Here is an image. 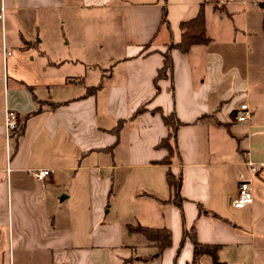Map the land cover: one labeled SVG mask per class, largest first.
<instances>
[{"label":"crops","instance_id":"crops-1","mask_svg":"<svg viewBox=\"0 0 264 264\" xmlns=\"http://www.w3.org/2000/svg\"><path fill=\"white\" fill-rule=\"evenodd\" d=\"M231 4L0 0V264H193L191 239L180 244L192 228L220 246L217 264H264V52L225 24ZM201 10L211 42L170 49L157 89L168 46ZM245 104L249 121L235 122ZM7 110L22 128L10 140ZM170 114L176 153L165 165ZM240 175L254 200L236 209ZM130 226L167 229L171 245L159 256ZM195 264L216 263L205 254Z\"/></svg>","mask_w":264,"mask_h":264},{"label":"trees","instance_id":"trees-1","mask_svg":"<svg viewBox=\"0 0 264 264\" xmlns=\"http://www.w3.org/2000/svg\"><path fill=\"white\" fill-rule=\"evenodd\" d=\"M259 7L263 10V21H262V28L264 29V0L260 2ZM163 24H167L168 21L166 20V9L163 10V16L161 19ZM180 31H181V41L178 44H170L168 46V52L164 55V63L163 67L158 71L157 75L154 78V81L156 83V87L158 89V81L160 79H164L170 75V72L172 70L171 65V57L169 54L170 49H177L181 53H188L191 50V47L202 44L207 45L211 42V39L206 34V20L204 19L202 10L196 15L195 18L184 21L180 25ZM95 91V88H89L88 93L91 94ZM145 110L144 106H141L139 109L136 110V112L133 114V117H136L140 115V113H143ZM164 125H166L170 129L169 135L162 139V142L159 144L160 147H163L167 150L168 156L161 162L165 165H170L172 163V158L174 157V154L176 153V148L172 144V140L174 138L175 130L178 127V123L176 122L175 116L173 114H170V116H162ZM119 123H123V121H120ZM121 124H119L117 127L120 128ZM20 131H22V128H20ZM167 184L169 185L170 189L174 191V199L176 200L177 204H180L181 199H179V189H180V177L175 176L171 171L169 170L167 172ZM203 212L200 210V213ZM129 231L137 232L142 234L146 239L152 243L157 248V254L160 256V254L168 248L171 244V232L167 229H152L148 227H132L130 226ZM195 229L192 228L191 232L185 231L183 233V237L181 239V245L186 239H191L192 244H194V262L196 263L199 256L208 254L211 258H213L214 263L217 262L216 254L218 250L220 249V246L218 245H202L196 241L195 238Z\"/></svg>","mask_w":264,"mask_h":264},{"label":"built area","instance_id":"built-area-1","mask_svg":"<svg viewBox=\"0 0 264 264\" xmlns=\"http://www.w3.org/2000/svg\"><path fill=\"white\" fill-rule=\"evenodd\" d=\"M217 3L226 4V2L230 0H215ZM258 1L262 0H254V5H258ZM4 14L0 15V19L3 20ZM10 55V52H8ZM251 111L249 110V107H247V104L241 105L240 108L234 112L233 119L235 122L238 123H245L248 122L251 117ZM6 136L7 140H10V138L15 135L17 132L20 131L21 123H20V116L17 114V112L13 110H7L6 113ZM246 166L248 167V170L250 174L256 175L261 167L258 165H254L252 162L248 161ZM34 175L38 179H45L50 176L49 170H40L39 172H36ZM238 190L236 198L233 200L232 207L236 209H242L248 206V204L252 203L254 200L252 188H251V182L248 178H245L244 175H240L238 177Z\"/></svg>","mask_w":264,"mask_h":264},{"label":"rangeland","instance_id":"rangeland-1","mask_svg":"<svg viewBox=\"0 0 264 264\" xmlns=\"http://www.w3.org/2000/svg\"><path fill=\"white\" fill-rule=\"evenodd\" d=\"M241 1L242 0H233V4H231L228 9L229 13L224 14V17L229 19V22H226L225 24H228L230 28L237 29L235 33L237 34L238 42L242 41L244 38V33L242 32L244 31L243 28L248 30L246 32H250L251 34L250 47L255 50L254 54H263L264 51L260 50L264 48V30L262 28L261 16L259 15L260 12L257 9V6H259L260 1H258V5H254V0H244V2L247 3L246 7L241 3ZM210 2L215 5V8L220 10L224 9L226 5L217 3L215 0H210ZM255 39L257 41L253 45V41ZM63 41L66 43V49H68V39L64 38ZM47 43L45 46L48 47Z\"/></svg>","mask_w":264,"mask_h":264}]
</instances>
